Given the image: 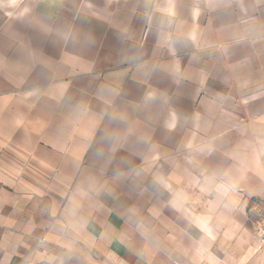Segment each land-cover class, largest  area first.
<instances>
[{
    "label": "crops",
    "instance_id": "0c3cea01",
    "mask_svg": "<svg viewBox=\"0 0 264 264\" xmlns=\"http://www.w3.org/2000/svg\"><path fill=\"white\" fill-rule=\"evenodd\" d=\"M264 0H0V264H264Z\"/></svg>",
    "mask_w": 264,
    "mask_h": 264
},
{
    "label": "rangeland",
    "instance_id": "374dc122",
    "mask_svg": "<svg viewBox=\"0 0 264 264\" xmlns=\"http://www.w3.org/2000/svg\"><path fill=\"white\" fill-rule=\"evenodd\" d=\"M249 227L254 228L256 235L261 238L264 233V198L250 199L248 204Z\"/></svg>",
    "mask_w": 264,
    "mask_h": 264
}]
</instances>
